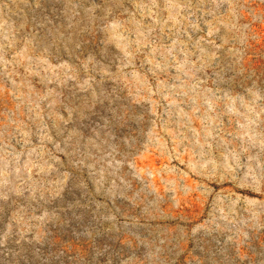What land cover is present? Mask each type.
<instances>
[{"label":"rangeland","instance_id":"1","mask_svg":"<svg viewBox=\"0 0 264 264\" xmlns=\"http://www.w3.org/2000/svg\"><path fill=\"white\" fill-rule=\"evenodd\" d=\"M0 264H264V0H0Z\"/></svg>","mask_w":264,"mask_h":264}]
</instances>
